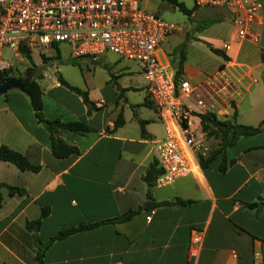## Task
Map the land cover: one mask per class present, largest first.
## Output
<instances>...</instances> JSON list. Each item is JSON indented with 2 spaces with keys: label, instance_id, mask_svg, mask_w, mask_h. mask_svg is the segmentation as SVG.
Here are the masks:
<instances>
[{
  "label": "crops",
  "instance_id": "0c3cea01",
  "mask_svg": "<svg viewBox=\"0 0 264 264\" xmlns=\"http://www.w3.org/2000/svg\"><path fill=\"white\" fill-rule=\"evenodd\" d=\"M257 1L262 8L260 23L253 28L256 42L248 36L237 38L228 8L215 9L218 19L227 21L223 39L199 38L224 52L228 60L211 63L226 68L242 86L232 103L236 124L260 130L226 151L227 161L235 163L224 173L217 171L218 157L207 169L198 166L194 174L168 187L158 188L155 183L148 187L143 176L156 164L154 149L165 137L164 126L147 98L142 75L136 70L142 80L133 77L134 72L120 66L114 55L94 62L75 59L69 50L67 62L75 65H67L80 68L87 61L83 82H73L59 70L43 69L53 62L35 66L44 117L64 123L82 121L90 128L82 136L61 131V137L77 148V155L52 156L48 134L36 122L24 84L0 95V144L40 168L36 173L20 172L0 162V184L24 191L10 196L0 189V264H264V210L255 215L238 204L264 193V128L259 127L264 124V0ZM202 10L198 7L190 19L212 20ZM169 51L163 52L170 64ZM59 55L61 61L60 48ZM191 55L187 59L185 54L181 77L194 84L206 74L191 64ZM96 68L102 76L98 79ZM60 79L85 92L90 103L84 104ZM227 113L232 115V105ZM119 115L120 125L114 128ZM175 199L190 204L148 208L150 203ZM138 209L141 212L128 222L101 224L52 240L63 230ZM195 235L201 237L197 245L192 243Z\"/></svg>",
  "mask_w": 264,
  "mask_h": 264
},
{
  "label": "built area",
  "instance_id": "2783aa9c",
  "mask_svg": "<svg viewBox=\"0 0 264 264\" xmlns=\"http://www.w3.org/2000/svg\"><path fill=\"white\" fill-rule=\"evenodd\" d=\"M196 4L231 9L237 38L257 41L253 28L260 23L262 8L257 0H196ZM172 29L148 12L141 0H0V73L21 59V49L54 54L60 45H66L75 59L96 62L110 54L136 63L147 98L164 126L165 137L154 151L161 170L155 184L165 188L198 169L197 153L205 136L201 117L228 115L242 87L226 68L194 84L181 77L176 81L162 48ZM200 242L195 235L192 243Z\"/></svg>",
  "mask_w": 264,
  "mask_h": 264
},
{
  "label": "trees",
  "instance_id": "16d2710c",
  "mask_svg": "<svg viewBox=\"0 0 264 264\" xmlns=\"http://www.w3.org/2000/svg\"><path fill=\"white\" fill-rule=\"evenodd\" d=\"M163 3H167L173 8H176L180 13L183 15L190 17L192 13H194L198 6L194 2V5L191 9H187L183 3L178 2V0H158ZM157 15V14H156ZM217 21L214 20H206L199 22L195 26L196 32H202L208 27L216 24ZM209 51L222 58L224 61L228 60V57L224 54L223 51L219 49H215L210 45H207ZM55 56L53 59L45 58V60H59V48L55 47ZM176 53L179 54L180 59L178 66L175 71L174 79L177 81L182 74L181 66L185 60L184 50L182 51L181 48L176 49ZM20 54L24 59L30 64L32 70L35 69V65L32 60L31 53L25 49L20 50ZM261 61L264 63V52L261 53ZM68 64L75 65L74 62H67ZM11 70V69H10ZM10 70L6 72L0 73V84L8 81L10 79ZM31 72V71H30ZM32 74H34L32 72ZM30 74V78L26 80L23 85V92L27 96L30 107L33 111L34 117L38 125L42 126L45 132L48 134L50 140V147H51V154L56 159H63L69 157L71 155H77L78 150L76 147L67 143L61 137V131L67 130L77 136H82L88 132H90V128L87 126L85 122H72V123H64L61 122L59 119L56 120H48L44 117L43 113V105L41 100V89L37 83L38 77ZM60 83L65 86L70 91L76 93L82 98L84 104L88 105L90 102L87 99V94L85 92H81L80 90L71 87L68 85L64 80L60 79ZM233 113L230 118L220 120L219 117L215 115H205L201 117V128L204 132L206 137L218 139L217 147L214 151H212L209 155L204 157L200 152L197 153V162L198 166L201 170H205L208 166L216 160L218 157H221V161L217 168L219 173L226 172L228 167H231L235 161L230 160L227 161L226 159V151L232 148L240 138L248 137L255 135L260 132L259 129L253 128L251 126L239 125L235 122V106L232 104ZM120 115L118 116L117 121L114 124V128L120 125ZM141 131L142 127H141ZM0 162L12 164L15 166L20 172H32L36 173L39 171V166L32 165L28 162L27 158L20 153L9 149L8 147L0 144ZM161 174V170L157 167V164L151 165L143 176V181L146 182L148 187H152L155 183L156 178ZM4 188L7 190L10 196L13 195H22L24 191L22 189L16 187H10L7 185L0 184V189ZM149 196V194H148ZM190 204V201H184L181 199H175L174 201H165L159 203H150L148 208L151 207H161V206H184ZM239 206L242 209L253 211L255 215H259L264 210V193L257 196L254 201L251 202H239ZM0 208H1V197H0ZM141 212V209L128 211L121 216L108 220L103 221L101 223H97L94 225H80L77 227L69 228L59 232L52 240L65 238L73 233L80 232L83 230H88L94 228L101 224H118V223H125L130 221L135 215ZM47 215V211L43 210L41 216L44 217ZM39 221L35 223L38 225Z\"/></svg>",
  "mask_w": 264,
  "mask_h": 264
},
{
  "label": "rangeland",
  "instance_id": "374dc122",
  "mask_svg": "<svg viewBox=\"0 0 264 264\" xmlns=\"http://www.w3.org/2000/svg\"><path fill=\"white\" fill-rule=\"evenodd\" d=\"M178 2L183 3L187 9H191L194 5V0H178ZM141 5L148 12L157 14L164 23H166L170 27H173L170 35L167 37V40L162 47L164 52L170 50L169 52H167V56L169 57L171 70L175 72L178 66L180 56L175 51L179 48H181L182 51L184 50V54H186L187 59H189L188 56L193 53V55H191L190 57L191 64L201 68L205 74H212L216 70L220 69L218 66L213 65V63L211 62H213V60H221L222 58L212 54L206 44L203 43L204 41H201V39H199L201 38V36H203L214 40H222L224 35L227 34V21H223V19H218L215 10L217 8L211 6H202L204 10L206 9L205 11L202 10V12H206L208 14V19H212L217 22L223 21V23L221 24H214L208 27L207 29H205L207 31L204 33L205 30L202 32H196L195 26L198 23H195L194 20L190 19V17L183 15L176 8H173L167 3H163L158 0H141ZM59 48L61 52V61L45 60L41 56L42 53H44L46 56H53V52L45 49L39 50L38 52L33 51L31 53L33 63L36 67H38L40 63L48 65L49 63L53 62L52 67H48L47 69L43 67L41 68L47 70L48 72H56L57 70H59V73L64 75L69 80L73 82H83L82 76L86 72L84 64H87V61L83 60L86 63H82L80 68L74 67L72 65H67V53L69 52V48L66 45H60ZM195 52H197L199 55H202L203 57L205 56L208 60H202V58ZM108 55L111 58L113 57L110 54ZM20 58L21 59H16L12 61L13 67L10 70V79L8 80L13 81L16 84H24L26 80L30 78L29 75L32 74V72L34 74L39 73V70H32V67L24 59V57L21 56ZM120 66L129 67L134 72L133 77H136V79L138 80H142L141 76L136 72V70L138 71L136 63L120 59ZM88 67L89 71L92 70L90 66ZM97 71L98 70L96 68V73ZM100 77L102 76L97 73L96 78L98 79ZM230 117L231 115L219 116L220 120L227 119ZM263 125L264 124L260 125L259 127L263 128ZM202 143L203 146L199 149V152L204 157H206L216 149L218 139L204 136V141ZM194 172L196 171L194 170Z\"/></svg>",
  "mask_w": 264,
  "mask_h": 264
},
{
  "label": "water",
  "instance_id": "95a60500",
  "mask_svg": "<svg viewBox=\"0 0 264 264\" xmlns=\"http://www.w3.org/2000/svg\"><path fill=\"white\" fill-rule=\"evenodd\" d=\"M12 87H22L21 84H16L13 81H6L3 84H0V95L5 94L6 91ZM264 128V125H263Z\"/></svg>",
  "mask_w": 264,
  "mask_h": 264
}]
</instances>
